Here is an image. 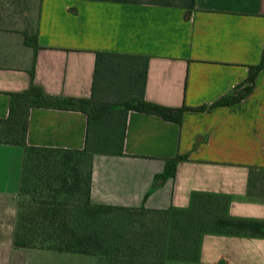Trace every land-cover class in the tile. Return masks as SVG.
Instances as JSON below:
<instances>
[{
  "label": "crops",
  "instance_id": "1",
  "mask_svg": "<svg viewBox=\"0 0 264 264\" xmlns=\"http://www.w3.org/2000/svg\"><path fill=\"white\" fill-rule=\"evenodd\" d=\"M263 51L264 0H0V119L32 83L90 98L97 52L148 57L146 100L186 106L182 122L130 111L123 154L93 157L92 202L187 209L209 193L229 217L264 220V197L248 193L251 168L264 170V68L244 98L212 106L247 84ZM87 130L84 111L35 106L26 142L82 149ZM177 155L187 158L175 176L157 179ZM24 156V145L0 141V264H98L95 254L15 246ZM165 264H264V237L206 232L197 259Z\"/></svg>",
  "mask_w": 264,
  "mask_h": 264
},
{
  "label": "trees",
  "instance_id": "2",
  "mask_svg": "<svg viewBox=\"0 0 264 264\" xmlns=\"http://www.w3.org/2000/svg\"><path fill=\"white\" fill-rule=\"evenodd\" d=\"M163 2L191 8L195 0ZM27 42H31L29 38ZM35 46L38 47L37 43ZM107 57L113 58L111 63L119 70V76L126 75L131 94L124 101L125 115L121 122V132L117 134L103 127V133L99 136L98 125L108 126L106 115L102 114H106V109L94 111L91 106L101 95V73H104L103 64ZM147 68L148 57L145 56L97 52L90 98L48 95L34 83L28 90L11 95L9 115L0 119V141L25 146L15 246L95 254L99 258L98 264H164L166 258L197 259L201 237L206 232L264 237V220L229 217L226 214V201L209 193H194L191 206L187 209L128 208L92 202L93 157L95 153L123 154L126 121L130 111L156 114L169 121L182 122L186 106L175 108L146 100ZM262 68L264 51L260 63L251 67L247 84L242 85L236 94L224 96L212 106L228 105L244 98L252 91L255 78ZM35 106L86 112L88 130L85 147L65 149L27 145L29 111ZM186 158L187 155H177L167 159L165 171L157 179L175 176L178 160ZM248 193L264 197V170L251 168ZM115 212L129 213L141 222L143 228L138 229L140 232L134 228L130 234L117 231L116 226L107 219ZM148 213L172 217L171 221L170 217L166 218V224L171 228L173 239L170 240L173 241L168 242L169 238L166 237L162 250L160 243L158 245L154 241L157 239L155 230L144 228ZM196 227L199 228L198 232L193 234ZM174 232L181 234L175 241Z\"/></svg>",
  "mask_w": 264,
  "mask_h": 264
},
{
  "label": "rangeland",
  "instance_id": "3",
  "mask_svg": "<svg viewBox=\"0 0 264 264\" xmlns=\"http://www.w3.org/2000/svg\"><path fill=\"white\" fill-rule=\"evenodd\" d=\"M113 58L107 57L105 59V62L103 64V70L104 73L102 74V83L99 87L100 96L97 97V99L94 101V104L91 106L92 110L97 111L101 110L103 108L106 109V114L102 113L103 116L106 115L105 122L106 124L98 125L99 129V136L103 133L102 129L103 127L109 128L112 132H121V122L124 118V101L126 100V97L131 94V88L127 83V79L124 75L119 76V70L111 63ZM115 68V70L113 69ZM114 78H117L116 84L114 83ZM102 124V123H101ZM115 128V129H112ZM118 134V133H117ZM30 196V195H29ZM29 196L27 198H29ZM212 204V202H210ZM210 204L208 203V206ZM208 208V207H207ZM177 216V215H176ZM174 216V217H176ZM170 217V216H169ZM165 215L160 214H153L148 213L146 216V226L144 228H149L155 230V236L156 240H154L157 244L160 243L161 250L164 249V240L169 238L168 242L173 241L170 240L173 237L171 236V228L167 227L166 224V218H169ZM110 222H112L115 226L117 231L124 232L127 231V234H130L132 229H136L138 231L141 230L143 227H141V222L136 221L135 218L131 217L129 213H121V212H115L114 214H111L107 218ZM172 217L169 218V221H171ZM179 227V224L175 228V230ZM199 228L193 229V234H196L198 232ZM140 232V231H138ZM181 237V234L174 232V241ZM159 245V244H158ZM161 254V253H160ZM162 257V255H160ZM165 263L168 260H171L169 258L165 259ZM174 260V259H173ZM164 263V264H165Z\"/></svg>",
  "mask_w": 264,
  "mask_h": 264
}]
</instances>
